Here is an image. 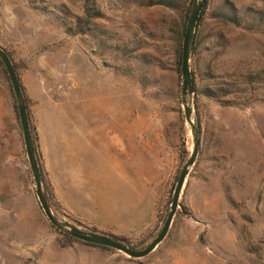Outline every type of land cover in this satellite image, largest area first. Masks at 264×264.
Instances as JSON below:
<instances>
[{
	"label": "rangeland",
	"instance_id": "1",
	"mask_svg": "<svg viewBox=\"0 0 264 264\" xmlns=\"http://www.w3.org/2000/svg\"><path fill=\"white\" fill-rule=\"evenodd\" d=\"M192 1L0 0V46L64 221L138 249L159 233L191 152L179 56ZM189 69L198 155L166 237L133 259L49 223L0 63V264H264V0H207Z\"/></svg>",
	"mask_w": 264,
	"mask_h": 264
},
{
	"label": "water",
	"instance_id": "2",
	"mask_svg": "<svg viewBox=\"0 0 264 264\" xmlns=\"http://www.w3.org/2000/svg\"><path fill=\"white\" fill-rule=\"evenodd\" d=\"M204 0H193L182 39V48H181V64H180V72H181V107L184 114L185 122L188 125L190 136H191V152L189 154L188 159L184 163L178 179L176 181L172 199L170 202V207L165 218V221L156 235V237L144 248L142 249H133L119 241H116L110 236L104 235L99 232H91L80 229L73 224L64 221L59 218L52 210L47 195L45 193L44 184L42 180L41 171L39 168V163L37 159V154L33 146L32 133L29 123V116L27 112L26 102L24 98V94L22 91V87L15 69V65L13 64L9 54L6 52L4 48L0 46V61L2 62L5 70L7 72L9 82L11 85L12 93L16 103V111L20 124V128L22 131L23 143L28 159L29 168L35 183V192L39 202V205L46 216L49 223L56 228L59 232L68 235L74 239L79 241L104 246L108 248H112L119 252H122L129 258L139 259L142 258L149 253H151L166 237L168 230L171 226L172 220L176 214L177 208L179 207V198L182 192V189L185 185V181L187 176L190 173L193 165L195 164L198 151H199V126L195 121L194 112H193V103H192V95L193 89L191 84V73L189 69V59L191 53V45L193 34L195 31V27L197 24L198 16L202 8Z\"/></svg>",
	"mask_w": 264,
	"mask_h": 264
},
{
	"label": "trees",
	"instance_id": "3",
	"mask_svg": "<svg viewBox=\"0 0 264 264\" xmlns=\"http://www.w3.org/2000/svg\"><path fill=\"white\" fill-rule=\"evenodd\" d=\"M159 4H167L168 5V3L166 2V1H160V3ZM206 5H207V0H204L203 1V4H202V8H201V11H200V13H199V16H198V20H197V24H198V22H199V20H200V17H201V15H202V12L204 11V9L206 8ZM193 40H194V34H193V39H192V45H191V51H192V46H193ZM179 58H181V56H179ZM0 63H1V65L3 66V64H2V62L0 61ZM178 63L180 64V61H178ZM3 69H4V71L6 72V70H5V67L3 66ZM7 73V72H6ZM8 76V75H7ZM191 84H192V89H193V82H192V79H191ZM11 86V85H10ZM15 111H16V105H15ZM16 114H17V111H16ZM33 139V138H32ZM33 146H34V149H35V151H36V146L34 145V141H33ZM38 163H39V161H38ZM39 168H40V164H39ZM40 171H41V168H40ZM42 175V174H41ZM43 180V179H42ZM45 193H46V195H47V198H48V200H49V203H50V199H49V196H48V193L46 192V190H45ZM50 205H51V203H50ZM75 226V225H74ZM77 227V226H76ZM86 231H91V232H96L95 230H86ZM61 235H63V237H64V239L66 240V241H77V242H80V243H82V244H85V245H89V246H93V247H99V248H104V249H107L108 247H104V246H99V245H94V244H89V243H85V242H82V241H79V240H77V239H74V238H72V237H70V236H68V235H65V234H63V233H60ZM102 234H104V233H102ZM104 235H107V236H110V237H112L113 239H115L116 241H119V242H121V243H123V244H125V245H127V246H129V247H131V248H133V249H138L136 246H133V245H131V244H129L128 242H126V240L124 239V238H119V237H116V236H113V235H108V234H104Z\"/></svg>",
	"mask_w": 264,
	"mask_h": 264
},
{
	"label": "crops",
	"instance_id": "4",
	"mask_svg": "<svg viewBox=\"0 0 264 264\" xmlns=\"http://www.w3.org/2000/svg\"><path fill=\"white\" fill-rule=\"evenodd\" d=\"M95 132H96V130H95ZM75 134H78L79 136L77 137H75V140L77 139V140H79V142H80V144H82V146H83V143H82V141H83V137H81L82 136V131H81V128H80V131L79 132H75ZM65 140H67V138H65ZM69 140V139H68ZM112 140H113V145L114 144H118L119 142H120V140H119V138H118V136H116V135H114L113 134V136H112ZM86 150H88V149H86ZM89 152V151H88ZM87 152V153H88ZM112 160H113V158H111ZM111 161V160H110ZM96 162V161H95ZM41 173H42V170H41ZM82 173V172H81ZM83 175H85L84 173H82ZM87 178L89 179V177H90V174H87ZM42 179H43V183H45V181H44V177H43V175H42Z\"/></svg>",
	"mask_w": 264,
	"mask_h": 264
}]
</instances>
